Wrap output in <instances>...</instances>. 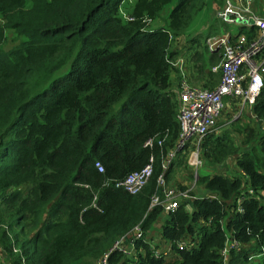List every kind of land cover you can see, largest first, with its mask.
<instances>
[{
	"label": "trees",
	"instance_id": "obj_1",
	"mask_svg": "<svg viewBox=\"0 0 264 264\" xmlns=\"http://www.w3.org/2000/svg\"><path fill=\"white\" fill-rule=\"evenodd\" d=\"M169 1L132 0L123 16V0H0V264H90L135 224L144 238L134 258L112 251L110 263L264 264V85L254 124L234 121L240 142L226 131L202 139L203 158L233 155V172L197 175L200 189L167 212L148 207L157 176L177 162L161 168L178 132L171 45L205 4L176 0L164 24L147 28ZM237 24L233 36L256 35ZM8 30L16 40L3 48ZM202 51L180 53L184 78L212 87L219 51L204 42ZM149 158L139 191L114 185ZM157 220L156 245L169 242L173 258L152 255L145 232ZM226 237L235 245L224 259ZM179 238L192 245L178 249Z\"/></svg>",
	"mask_w": 264,
	"mask_h": 264
},
{
	"label": "built area",
	"instance_id": "obj_2",
	"mask_svg": "<svg viewBox=\"0 0 264 264\" xmlns=\"http://www.w3.org/2000/svg\"><path fill=\"white\" fill-rule=\"evenodd\" d=\"M251 0H224L223 5L215 15L223 22H243L255 25L256 35L247 36L243 32L233 36L229 30L219 34H212L204 38V44L209 50H218L219 58L209 66L212 72L219 73L218 82L212 87L196 86L189 84L183 73V58L175 57L170 63L177 65L179 77L174 87L177 99L176 119L178 132L174 144L165 153L161 160V168L165 170L171 159L185 146H194L213 127L216 118L223 106L224 96L238 97L251 105L259 90L264 85V12L256 13L251 5ZM260 53L263 54L260 57ZM259 61L256 58H259ZM264 126V125H263ZM149 143V139L146 140ZM194 162L200 163L197 152L194 153ZM98 171L102 166L98 161L94 162ZM151 173L150 158L147 163L136 170L128 172L121 180L115 181V186H121L129 193H136L146 183ZM162 173L156 178V190L149 198L148 207L160 205L167 212L177 206L178 196H187L186 190H164ZM157 189L159 191H157ZM173 196V198H171ZM190 197V195H188ZM144 238L142 228L135 224L129 231L117 237L107 252L96 259V264H112L109 262L108 253L116 251L122 256L133 257L137 251L136 242ZM149 247L155 257H167L171 253L169 242L156 245L149 240ZM178 249L192 245L186 238L175 241ZM235 245V241L225 238V244L221 249L225 259L227 250ZM140 248L138 247V250Z\"/></svg>",
	"mask_w": 264,
	"mask_h": 264
},
{
	"label": "rangeland",
	"instance_id": "obj_3",
	"mask_svg": "<svg viewBox=\"0 0 264 264\" xmlns=\"http://www.w3.org/2000/svg\"><path fill=\"white\" fill-rule=\"evenodd\" d=\"M212 1L213 0H205V4L197 12H195V14L185 27L184 31L173 40L171 47L179 52V54H177L176 56H182L180 55V53L182 52L194 54V52L196 51H201L202 58H206L207 52L202 51V43L204 42V35L208 31V29L216 30L217 32H222L225 29H230L233 32L236 30V27L238 25L237 22H222L213 13ZM175 2L176 0H170L169 2H167L160 10L158 16L152 18L148 22L146 27L154 28L158 25L164 24L167 20V13L169 9L175 4ZM131 4L132 0H123L121 4L123 16H125V10H129L131 8ZM15 40L16 39L14 38L13 32L8 30L6 41L3 44V48L9 47L12 43H14ZM262 51L264 53V47ZM262 56L263 54L260 53V57ZM260 57L256 58V60L259 61ZM174 66L177 67V65ZM66 68L67 63L63 64L60 68L56 69L51 74V77H56L62 74L66 70ZM170 75L171 78H173L175 73L171 72ZM217 82L218 80H216L214 84H216ZM173 83L175 82L173 81L172 84ZM191 84H194L196 86H204L197 84L196 82H191ZM249 108L250 105L247 102H243L241 98H229V101L223 100V106L219 113V116L216 118L213 127L208 133L213 134L214 136L223 131H226L231 133L235 138L236 134L238 136L237 140L239 141L240 137L242 136V133L239 130L240 125L237 129V124L234 121H237V123L239 124H241L243 121L250 122V124H254V119L250 118L252 116L249 113ZM202 139H200L199 142L194 146H185V148L177 152L176 155L170 161V163L174 160H176L177 162L172 164L167 178L164 179L163 187L164 190H169L171 192H173L174 190H186L187 196H178V202L188 198V192L193 191L196 193L200 189L201 184L195 182L197 175L212 174L217 172L230 174L235 169L233 155L226 156L221 161H219V164L217 165L209 164L208 161L201 155V150L203 148L201 144ZM238 141L236 143H238ZM195 152H197L198 158L200 159V163L198 165L194 162L193 155ZM178 185H183V187H179ZM157 191L159 190L157 189ZM171 198H173V196ZM186 208L189 209V206H186ZM158 225L159 220L155 221V224L152 226L151 229H148L145 232V235H149L148 237L155 238L157 241L159 239ZM173 256L174 254H171V256L169 257L173 258ZM90 264H96V260H93Z\"/></svg>",
	"mask_w": 264,
	"mask_h": 264
},
{
	"label": "crops",
	"instance_id": "obj_4",
	"mask_svg": "<svg viewBox=\"0 0 264 264\" xmlns=\"http://www.w3.org/2000/svg\"><path fill=\"white\" fill-rule=\"evenodd\" d=\"M223 2H224V0H213L212 1V11H213V13L215 14L216 13V11L223 5ZM250 5H251V7H252V9L256 12V13H262V12H264V0H251V2H250ZM209 31H211V35L212 34H219V33H222V32H224V31H222V32H217L216 30H212V29H208ZM225 30H229V29H225ZM187 68V71H186V69H185V71L187 72V74H194V72H193V68H192V66H191V64H190V66H188V67H186ZM205 69L206 68H204V71H205ZM204 71H203V77H204ZM174 81V80H173ZM175 82V81H174ZM195 82V81H194ZM206 80L205 79H203V80H199V81H197L196 83L197 84H200V85H204V86H206V87H208L207 86V84H206ZM174 84V83H173ZM175 85H176V83H175ZM175 85L173 86V89H174V87H175ZM213 85H215V84H213ZM212 85V86H213ZM151 240H153V241H155L156 242V239L155 238H151Z\"/></svg>",
	"mask_w": 264,
	"mask_h": 264
},
{
	"label": "water",
	"instance_id": "obj_5",
	"mask_svg": "<svg viewBox=\"0 0 264 264\" xmlns=\"http://www.w3.org/2000/svg\"><path fill=\"white\" fill-rule=\"evenodd\" d=\"M242 20H243V22H245V21H246V19H245V18H243Z\"/></svg>",
	"mask_w": 264,
	"mask_h": 264
}]
</instances>
